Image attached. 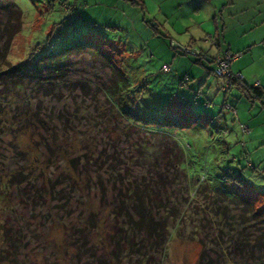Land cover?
<instances>
[{"label": "rangeland", "instance_id": "obj_1", "mask_svg": "<svg viewBox=\"0 0 264 264\" xmlns=\"http://www.w3.org/2000/svg\"><path fill=\"white\" fill-rule=\"evenodd\" d=\"M214 1L215 5L218 6V8L216 7L217 11L221 10L218 15L219 18L216 20L221 19L225 22L228 38L231 36L235 42L237 38L234 36H239L238 45L246 40L247 42H256L252 51L256 61L245 71L244 75L242 73L240 75L243 78H249V84L254 82L264 84V24H260L258 30H256L257 27L251 30V34L240 35L242 31L248 32L250 28L264 21V0ZM13 2L22 11L23 18L21 30L14 36L9 50L8 59L11 63L22 62L29 56L33 60L47 51L48 42L55 45L57 39L65 44L76 40V36L71 37V34L75 35L72 32L77 31L78 20L70 23L62 8L64 5L60 6L57 0H13ZM152 2L158 1L149 0L147 2L148 8L152 7ZM184 2L182 5L186 4ZM166 7L167 4L163 6L164 11ZM184 11L190 13L186 8ZM147 14L158 19L160 17L152 10L148 11ZM207 16L208 10L203 4L201 14H192L191 20L187 24L201 22L213 30L214 26L211 19H207ZM3 20L4 18L1 17L0 24ZM176 21L178 24H186L185 20L178 19ZM152 33L154 34L153 30ZM158 36L155 40L160 46L154 43L153 47L150 48L153 37L142 36L140 40L145 41L141 43L140 47L131 48L136 53H130L129 50L131 49H125L121 69L135 91L137 115L143 118L151 115L160 121L171 118L173 115L170 114L176 113H178L176 116L185 115L187 119L192 116L195 118L184 121L188 127L178 126L171 128V130L167 129V131L184 149L186 156L184 168L186 171L190 175L204 174V179L200 183L198 182L199 184L197 183L198 188L193 196L186 195V182L183 179L179 178L176 182L167 181L166 191L174 198L177 205L183 207L178 208V211L177 208H174L176 216L167 221L168 236L165 245H163V247L165 246L164 250L161 253L157 251L153 254L156 260L151 264H244L243 259L249 255L248 252L241 253L239 250L233 253L228 245H231L229 240L231 241L232 234L239 232L238 235L243 240L256 234V220H253L250 214L244 213V207L241 204L237 206L233 200L212 197L215 194L209 191L206 181L217 182L226 173L238 174L243 179V186L235 188L234 184L229 183V189L235 188L237 194L255 200V208L264 209V196L251 194L249 191L264 192V144H261L260 141L252 142L258 134L264 135V129H262L264 127V103L256 100V106L253 108L254 102H250L249 109L254 111L251 117L253 122L251 128L254 131L251 135L249 133L241 134L239 123L242 120V106L237 105L239 117L232 120V110H227L228 107L224 103V99L229 98V101L235 105L240 93L239 96L235 93L232 94V97L226 95L224 93L227 91V88L224 87L225 78L220 75L217 77L212 72L208 75L206 84L198 82L197 78L200 72L201 74L205 72L207 75V70H213L211 65L207 61L198 65L192 56L183 55L170 49L167 45L168 38L164 37L165 40H163L160 33ZM114 37L116 36L114 35ZM147 42L149 44L146 46ZM201 43L205 44L202 37ZM100 44L97 42L95 45L100 47L103 52L118 49L115 44ZM185 46L191 48L189 45ZM243 53L239 55L238 59L243 56ZM213 55H217L214 48H212ZM120 57V54L116 56L115 61L119 62ZM236 60L231 63V69ZM69 63L66 75L69 81L82 76L96 83L97 76L93 75V70L99 75L102 72L100 64L85 51L72 56ZM162 64L169 65L172 71L159 72ZM184 74L190 75L193 80L191 79L184 86L179 85V80ZM33 83L32 81L29 84L28 89L25 88L23 94H18L16 98L13 97L10 100L13 102H17L19 99L24 100L23 104L22 102L19 104L22 106L29 104L30 108L27 110L31 109L30 114L40 104L41 111L37 108L38 118L44 121L48 126V132L54 134L58 141H62L67 149L72 150L73 153H80L82 152V150L79 151L81 144L90 145L91 149L93 148V137L94 139L105 140L92 121L87 120L83 124L82 121L85 119H73L72 123L67 122V126L70 125L68 130H61L62 122L57 119V114L62 108H67L69 112H72L71 100L68 99L70 91L61 86L60 98L62 99L56 101V94L52 95V98L49 94L43 96L35 92ZM54 90L57 93L58 90L56 88ZM198 92L200 94L196 95ZM233 92L238 91L234 89ZM80 94L75 91L76 96ZM243 98H245L244 95ZM13 102L11 106H14ZM169 102H172L176 107L172 110L176 113L169 111ZM89 103H91L90 99L85 98L81 106L82 110L76 115L86 117V119L92 115L93 105ZM248 103L247 100V105ZM186 108L191 110V116L185 113ZM207 116L211 117L209 122L207 121L209 126L204 121L207 120ZM10 118L4 114L0 115V193L4 194L5 198V200L0 201V249L4 246L3 236L8 230L10 237L18 236L20 239L18 247L14 250L13 264H96L95 260L89 258L87 254L79 259L75 258V260L71 255L74 247L69 248L70 238L74 237L72 235H75L77 228H84L85 223L83 222L91 208L88 210L82 207L81 201L77 202L74 193L66 189L68 184L65 182L62 184L60 182V185H56L55 188L63 189L60 198L52 200L50 195L52 186L57 183V179L69 175V168L66 163H62L59 167L43 168L44 171L40 173V176L37 173L39 168L35 166L36 172L32 173V176H28V172H22L24 176L28 177L18 187H2L1 180H4V176H2L4 172L19 170L24 165L19 153H24L28 159L29 153L34 154V150H36L35 141L42 142L44 138L48 137L41 126L35 124V129L28 127V132H24ZM115 124L111 122L109 126H115ZM218 129L222 132L216 133ZM241 129L244 132L247 131L245 126ZM225 130L226 133H224ZM122 147L124 149L128 147L125 140L122 142ZM39 151L41 156H38L37 153L38 159L45 161L48 153L41 148ZM253 166L254 168H252ZM171 173V171L168 172L169 176ZM207 176L209 179L206 178ZM195 178L197 177L194 176ZM189 180L190 187L189 182L192 180ZM41 184L49 191L47 192L49 194L48 199L30 200L27 193L31 194V189L33 187L38 188ZM200 190L206 191V194L203 193L204 195H202ZM219 196L223 195L219 194ZM55 197L57 196L55 195ZM184 200L185 205H183ZM105 229L106 232L107 228ZM93 240L88 237L85 248L91 246L89 242L95 243ZM97 249V256L102 260L101 264H133L127 254H124L127 256H119L117 259L109 260L103 247ZM259 254V252L253 254L255 261L264 260ZM0 263L5 264L4 262Z\"/></svg>", "mask_w": 264, "mask_h": 264}, {"label": "trees", "instance_id": "obj_2", "mask_svg": "<svg viewBox=\"0 0 264 264\" xmlns=\"http://www.w3.org/2000/svg\"><path fill=\"white\" fill-rule=\"evenodd\" d=\"M57 1L60 6L64 5L62 8L66 12L70 23L78 20V24L76 23L78 25L77 31L72 32L75 35L71 34V37L76 36V40L65 44L57 39L55 45L48 42L45 53L40 54L33 60L29 56L26 60L13 64L9 61L8 54L14 36L21 30L23 14L13 0H0V20L1 17L4 18L0 24V115L4 114L11 117V121L23 129L24 132H28L31 127L35 129L36 124L41 126L44 132L48 134V137L44 138L42 142L35 141L36 150H34V154L29 153L28 159L24 153H19L24 165L19 170L4 172V175H2L4 180H1L2 187H18L26 181V177L32 176V173L36 172L35 166L39 168L37 173L40 176V173L44 171L43 168L59 167L62 163H66L69 168V175L60 177L57 179V183L52 186L50 193L52 200L62 196L61 190L63 189L55 188L56 185H60V182L61 184L65 182L68 184L66 189L74 193L77 202L81 201L80 205L88 210L91 208L83 222L85 223L84 228H77L75 235H72L74 237L70 238L69 248L74 247L72 257L79 259L87 254L89 258L95 260L96 264H101L102 260L97 256V248L103 247L109 260L128 255L133 264H151L156 260L153 254L157 251L161 253L164 250L165 246L163 247V245H165L168 236V219L176 216V208L178 211V208L183 207L177 205L174 198L166 191L167 181L176 182L179 178L183 179L186 182V195L193 196L198 188L197 183L204 179V174L190 175L186 171L184 168L186 162L184 149L167 131V129L171 130V128L178 126L188 127L184 124V121L195 118L192 116L187 119L185 115L176 116L178 113L172 112L176 108L172 102L168 103L169 111L176 114H170L173 115L171 118L160 121L151 115L144 118L137 115L135 91L121 69L125 49L131 48L124 46L121 40V42L116 41L115 43L109 41L110 36L104 31L111 26H100L82 19L80 6L74 4L73 1ZM163 36L169 39L167 45L173 51L192 56L198 65L202 64L203 61H207L213 68V70L207 71L218 77L214 63L216 55L212 56L210 50L192 43H180L171 38L167 32ZM208 36L216 46L209 42ZM132 39L130 37V40ZM203 41L210 49L214 48L217 54L221 56L225 52L243 53V51L231 50L226 46L222 40L220 29L211 34L207 33L203 37ZM97 42L101 43L100 45L115 44L118 49L103 52L100 47L98 48L95 45ZM173 43H179L183 46L189 45L198 49L199 52L197 54L184 52L179 47L173 46ZM84 51L102 67L101 75L93 70V75L97 76L96 83L82 76L72 81L67 80L66 75L70 58ZM129 52L136 53L133 49ZM119 54L121 55L120 60L116 62L115 58ZM170 71L172 69L167 64H162L159 70V72ZM230 71L233 72L231 69ZM191 79L193 80L190 75L184 74L179 80V85L184 86ZM32 81L34 82L32 85L35 87V92L43 96L49 94L51 97L56 94V101L62 99L60 98L61 86L70 91L68 99L71 100L72 112H69L67 108H62L57 114V119L62 122L61 130H68L70 125H67L70 122L72 123L73 119H85L82 121L83 124L87 120L92 121L105 140L94 139L93 137V148L91 149L90 145L81 144L79 151L82 150V152L80 153H73L72 150L67 149L62 141H58L54 134L48 132V126L44 121L38 118L37 108L40 109V104L30 114L31 109L27 110L30 105L25 104V106H22L24 100L19 99L17 100L18 103L10 100V98H16L18 94H23L25 88L28 89ZM242 81V88L233 84L229 90H223L224 93L230 96L231 90L237 89L249 102L255 104V101L259 100L264 103L262 101L264 100V91H262L260 84L254 85L252 83L248 85L243 77ZM54 88L58 90L57 93ZM75 91L81 94L76 96ZM199 92H201L200 89ZM199 92L196 95H199ZM85 98H89L91 102L89 104L93 105V114L87 119L76 115L77 112L82 110L81 106ZM226 100H229V98L224 99V103L229 105L227 110H232V120L238 119L234 104ZM12 102L14 106H11ZM20 102L22 104H19ZM7 104H10V106H7ZM23 108L26 110L22 111ZM26 113L27 115H25ZM185 113L189 116L192 115L189 108H186ZM70 116L73 117L70 118ZM210 118L208 117L204 121L209 122ZM111 122L116 123L115 126H109ZM206 125L209 126V123ZM243 126L247 128L246 125L239 124L241 134H245L241 129ZM217 132H222V130L218 129ZM224 133H226V130ZM124 140L127 142V149L122 147ZM40 148L48 153L45 161L37 157V153L38 156H41ZM42 155L44 156L43 152ZM23 171L28 172V176H24ZM169 171L172 172L170 176ZM194 176L197 178L194 179ZM48 179L50 180V178ZM189 179L192 180L189 182L190 187L188 184ZM215 182L206 181L209 191L215 194L212 197L233 200L237 206L241 204L244 207V213L250 214V217L256 220V234L251 236L252 239L250 237L243 240L238 235L240 232L232 234L231 241L229 240L231 245L228 244L229 247H231L233 253L239 250L241 253L248 252L249 255L243 259L244 264H264V260L258 262L253 258V254L256 252H259V256L264 258V209L255 208V200L243 197L234 190L243 186V179L238 174L226 173ZM229 183L234 184L236 187L229 189ZM200 191L202 195L206 194V191ZM249 191L251 194L264 196V192ZM47 192L49 191L41 184L38 188L33 187L31 194L27 193V195H29L30 200L35 201L36 199H48L49 194ZM219 194L223 196H219ZM3 199L5 200L4 194L0 193V201ZM185 204L184 200L183 205ZM97 216L99 217L97 218ZM101 222L104 226L101 225ZM108 227L110 228L108 229ZM105 228H107L106 232ZM3 237L5 242L0 249V262L13 264L14 250L18 247L20 239L18 236H11V238L8 230L5 231ZM88 237L94 239L95 243L91 241L89 242L91 246L85 248ZM70 242H73L75 246ZM241 248L243 249L241 250ZM200 259L199 262L201 263Z\"/></svg>", "mask_w": 264, "mask_h": 264}, {"label": "crops", "instance_id": "obj_3", "mask_svg": "<svg viewBox=\"0 0 264 264\" xmlns=\"http://www.w3.org/2000/svg\"><path fill=\"white\" fill-rule=\"evenodd\" d=\"M73 1L74 4L79 5L81 9V18L85 19L90 22H94L100 26H111L108 27V30L104 32L110 36L108 39L109 41H113L114 43L121 42L126 47L136 48L145 40H140L141 36L150 38L153 37L151 40V47L155 43L157 44L155 38H158V34L160 33L161 37L164 39L163 34L167 32L171 38L177 40L183 44H198L202 45L204 49L210 50L207 44H200L201 37H205L207 33L216 32L217 29L221 30L222 33V40L231 50H240L245 51L243 56L238 59L232 64V71L235 73H242L244 75L245 71L254 64L256 58L253 56V48L256 46V42H243L242 44L238 45L237 41L240 40L239 36L236 37V41L234 42L232 37H227V29L225 22L221 19L216 20L219 18V14L221 10L217 11L218 6L215 5L214 0H157L158 2H152V7L148 8L147 2L149 0H70ZM155 1V0H153ZM185 1V5H182V2ZM224 1V0H220ZM231 2V1H230ZM151 3V2H150ZM207 3V4H206ZM167 4L166 10H163V6ZM205 5V8L208 10V20L211 19V22L214 26L213 30L211 27L205 26L201 22H194V24H187L189 20H191L192 14H201L202 6ZM184 6V7H183ZM187 6V7H185ZM217 7V8H216ZM190 11H184V9ZM152 10L160 17L159 19L156 17H151V15L147 14L148 11ZM182 11V12H181ZM224 11V9H223ZM216 12V13H215ZM225 12V11H224ZM226 13V12H225ZM227 15V14H226ZM148 16V17H147ZM210 18V19H209ZM181 19L186 21V24H178L176 20ZM176 21V22H175ZM190 23V22H189ZM260 24H264V21H261L258 25H255L253 28H250L248 32L242 31L240 35L243 34H251V30L255 27L256 30L259 29ZM225 25V26H224ZM152 30L154 34L152 33ZM126 31V32H125ZM131 33V34H130ZM113 35V36H112ZM116 36V38H112ZM134 36V37H133ZM130 37L133 39L130 40ZM112 38V39H110ZM121 40V41H120ZM150 42V41H149ZM147 42V44H149ZM212 52V49L211 51ZM237 71V72H236ZM210 71L206 73L200 72V75L197 78L198 82H202V84H206L207 77L210 74ZM258 74V73H257ZM246 83L249 85L248 81L249 78H243ZM260 82V81H259ZM262 91H264V84H261ZM234 90V89H233ZM231 90L230 97L232 94L240 96L237 99V103H235V110L239 117V113L237 110V105L242 106V120H240L239 124H244L247 126V131L245 134L249 133L250 135L253 134L254 129L251 128L252 122V115L254 114L253 110L249 109L250 102L247 105V99L243 98L242 93L237 90L238 92H233ZM229 101V100H228ZM232 103V102H231ZM233 104V103H232ZM254 105L253 108L256 106ZM247 106V107H246ZM251 106V105H250ZM250 126H249V125ZM264 129V127H262ZM251 132V133H250ZM243 134V135H245ZM251 140V138H250ZM264 144V135L258 134V136L252 142H259Z\"/></svg>", "mask_w": 264, "mask_h": 264}, {"label": "built area", "instance_id": "obj_4", "mask_svg": "<svg viewBox=\"0 0 264 264\" xmlns=\"http://www.w3.org/2000/svg\"><path fill=\"white\" fill-rule=\"evenodd\" d=\"M209 39V36H208ZM209 42L213 44V41L209 39ZM173 46H177L179 47L181 50H183L184 52L187 53H193V54H197L199 51L198 49L191 47V48H187L186 46L180 45L179 43H173ZM216 46V45H214ZM187 48V49H185ZM190 51H189V50ZM186 50V51H185ZM240 53H230V52H225L223 56L217 54L214 57V63L216 65V73L217 75H220L221 77L225 78V85L224 87L227 88V90H229L233 84L234 86H239L242 88L243 85V81H242V76L240 75V73H234L230 71V64L232 63L233 60H235L237 57H239ZM258 82H254V85H257ZM226 106L229 107V105L226 103Z\"/></svg>", "mask_w": 264, "mask_h": 264}]
</instances>
